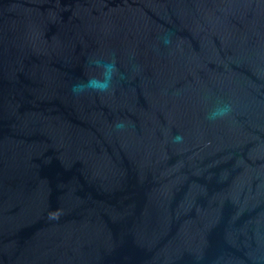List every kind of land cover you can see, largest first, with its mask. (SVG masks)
Masks as SVG:
<instances>
[{
    "label": "water",
    "instance_id": "obj_1",
    "mask_svg": "<svg viewBox=\"0 0 264 264\" xmlns=\"http://www.w3.org/2000/svg\"><path fill=\"white\" fill-rule=\"evenodd\" d=\"M0 264H264V0H0Z\"/></svg>",
    "mask_w": 264,
    "mask_h": 264
},
{
    "label": "clouds",
    "instance_id": "obj_2",
    "mask_svg": "<svg viewBox=\"0 0 264 264\" xmlns=\"http://www.w3.org/2000/svg\"><path fill=\"white\" fill-rule=\"evenodd\" d=\"M165 45L169 44L170 37L165 34L162 37ZM87 65L89 70L93 73L84 80H77L71 85V93L79 96L88 92L107 93L111 90L114 77L123 75L119 73L115 59H105L98 56H90L87 58ZM233 111V105L230 102H217L207 113V120L215 122L228 118ZM126 127L125 122L118 121L114 128L116 130H123ZM183 136L177 134L172 137L173 143H182Z\"/></svg>",
    "mask_w": 264,
    "mask_h": 264
}]
</instances>
